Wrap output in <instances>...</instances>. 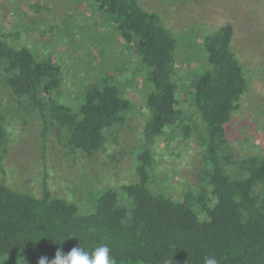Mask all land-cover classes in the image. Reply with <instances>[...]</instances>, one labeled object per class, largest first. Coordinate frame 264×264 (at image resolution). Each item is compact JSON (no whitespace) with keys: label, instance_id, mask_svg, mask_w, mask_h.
I'll return each instance as SVG.
<instances>
[{"label":"trees","instance_id":"trees-1","mask_svg":"<svg viewBox=\"0 0 264 264\" xmlns=\"http://www.w3.org/2000/svg\"><path fill=\"white\" fill-rule=\"evenodd\" d=\"M84 1L104 26L119 34L142 69L147 92L140 135L145 144L135 156L133 178L91 198L89 212L53 195L47 180L39 194L1 182L0 260L38 264L41 257L53 260L57 249L67 255L77 246L91 251L107 244L114 264H203L209 256L219 264H264V155L238 158L226 140V126L248 89L232 50L233 25L225 23L202 36L209 68L204 64L205 70L193 76L187 93L203 127L202 168L198 189L178 200L151 187L150 147L166 131L183 126L176 40L159 15L143 9L139 0ZM13 38L1 25L5 109L9 102L26 116H38L40 137H55L67 156H98L132 113L131 100L104 77L84 85L77 105L63 104L57 92L61 67L48 53L16 45ZM7 126L0 114V160L7 153Z\"/></svg>","mask_w":264,"mask_h":264},{"label":"rangeland","instance_id":"rangeland-1","mask_svg":"<svg viewBox=\"0 0 264 264\" xmlns=\"http://www.w3.org/2000/svg\"><path fill=\"white\" fill-rule=\"evenodd\" d=\"M139 4L159 15L177 43L175 79L183 126L166 131L150 147L155 179L151 187L180 200L188 191L198 189L202 168L203 127L191 106L188 87L193 76L205 70L202 36L225 23L234 27L232 50L248 80L247 92L226 126V140L238 158L264 155V0H139ZM1 25L6 34L15 37L14 44L48 53L61 67L62 83L57 92L63 104L77 105L84 85L104 77L133 104L116 135L106 139L103 151L88 160L67 156L55 137L47 136L44 141L38 116H26L9 102L6 110L0 81V114L9 122L0 183L39 194L47 180L53 195L75 203L80 212H89L91 198L133 178L135 156L145 144L140 114L147 90L138 60L84 0H0ZM0 264L25 263L0 260Z\"/></svg>","mask_w":264,"mask_h":264},{"label":"clouds","instance_id":"clouds-1","mask_svg":"<svg viewBox=\"0 0 264 264\" xmlns=\"http://www.w3.org/2000/svg\"><path fill=\"white\" fill-rule=\"evenodd\" d=\"M38 264H114V262L110 255V247L107 244H101L91 251L77 246L67 255L57 249L53 260L49 262L47 258L41 257ZM203 264H219V262L215 256H209L205 257Z\"/></svg>","mask_w":264,"mask_h":264}]
</instances>
